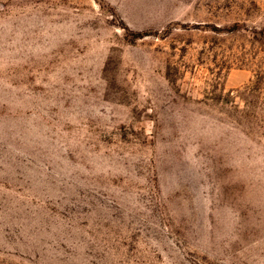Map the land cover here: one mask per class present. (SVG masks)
I'll use <instances>...</instances> for the list:
<instances>
[{
    "label": "rangeland",
    "instance_id": "rangeland-1",
    "mask_svg": "<svg viewBox=\"0 0 264 264\" xmlns=\"http://www.w3.org/2000/svg\"><path fill=\"white\" fill-rule=\"evenodd\" d=\"M0 264H264V0H0Z\"/></svg>",
    "mask_w": 264,
    "mask_h": 264
}]
</instances>
